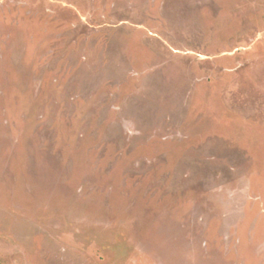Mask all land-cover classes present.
<instances>
[{"label":"rangeland","instance_id":"obj_1","mask_svg":"<svg viewBox=\"0 0 264 264\" xmlns=\"http://www.w3.org/2000/svg\"><path fill=\"white\" fill-rule=\"evenodd\" d=\"M0 264H264V0H0Z\"/></svg>","mask_w":264,"mask_h":264}]
</instances>
